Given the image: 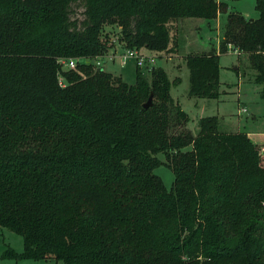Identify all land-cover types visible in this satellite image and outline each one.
I'll return each mask as SVG.
<instances>
[{"label":"trees","instance_id":"1","mask_svg":"<svg viewBox=\"0 0 264 264\" xmlns=\"http://www.w3.org/2000/svg\"><path fill=\"white\" fill-rule=\"evenodd\" d=\"M81 4L83 18H72ZM226 15L218 50L187 55L188 95L218 98L219 54L248 60L264 100V0ZM219 0H0V226L23 249L4 257L55 264H264V145L190 118L161 68L135 82L60 58L110 47L166 51L169 23L214 20ZM109 43V44H108ZM152 93V104H143ZM174 174L167 189L153 173Z\"/></svg>","mask_w":264,"mask_h":264},{"label":"rangeland","instance_id":"2","mask_svg":"<svg viewBox=\"0 0 264 264\" xmlns=\"http://www.w3.org/2000/svg\"><path fill=\"white\" fill-rule=\"evenodd\" d=\"M226 4V13L218 14L214 20L206 21L197 18H182L169 23L170 43L166 51H149L145 48L139 50L144 54H154L156 64L154 68H161L170 81V95L180 107L188 113L189 122L187 128L192 133L198 130L197 120L203 116L216 115L219 119L220 129L237 131L236 123L241 131L255 128L251 122V115H258L264 112V100L259 95L260 86L253 82V71L248 66L245 55L237 50L228 49L227 52L219 54V96L215 99L195 98L188 95V69L185 65L187 55L207 53L210 49L218 50L219 42L222 39L226 15L230 11H236L247 19H256L259 16L255 8V0H219ZM83 6L73 5L72 18H83ZM120 28L118 26H105L104 35L108 36L109 43L106 57L108 58L102 68L113 75L119 76L124 82L133 84L137 67L132 59L125 60L122 64L113 47L117 46ZM108 43V44H109ZM116 57V58H115ZM93 63L94 59L82 58L79 63ZM145 76L150 79L151 70L141 69ZM63 70H60V75ZM63 82V78H61ZM207 99V100H206ZM245 107L248 112H240ZM225 120V121H224ZM230 122V123H228ZM264 127V121L262 126ZM256 128H258L256 126ZM240 131V130H239ZM162 161L156 166L153 173L157 175L164 186L170 189L173 186L174 174L170 167L165 164V157L157 155ZM7 248H12L16 253L23 249L21 236L0 226V264H55L53 260L34 261L30 259H13L4 257L3 253Z\"/></svg>","mask_w":264,"mask_h":264},{"label":"built area","instance_id":"3","mask_svg":"<svg viewBox=\"0 0 264 264\" xmlns=\"http://www.w3.org/2000/svg\"><path fill=\"white\" fill-rule=\"evenodd\" d=\"M107 54H103L100 56H97L94 59L95 64L102 68V65L105 64L106 60L105 58H108L110 61H113L112 57H106ZM118 59L120 62L123 64L125 60L132 59L136 65V67L140 69H146V70H151L154 65L156 64V56L154 54H143L139 49H132V48H126L123 49L121 54L117 55ZM81 58H60L58 59V64L60 66L61 70H76L77 65L79 63V60ZM60 77L62 78V74L58 76L59 79V84L64 85V83L61 81ZM247 109L245 107L240 108V112H246Z\"/></svg>","mask_w":264,"mask_h":264},{"label":"crops","instance_id":"4","mask_svg":"<svg viewBox=\"0 0 264 264\" xmlns=\"http://www.w3.org/2000/svg\"><path fill=\"white\" fill-rule=\"evenodd\" d=\"M116 45H117L116 47L115 46L113 47V50H114L113 53H115V55L117 56V55L121 54L123 49L120 48L119 43H117ZM202 99H205V98H202ZM247 112H248V110H247ZM250 115H251V122H253V124H254L252 126H255V128H253L252 130H246L244 132H246L247 136L250 138V140L253 143L257 144L258 146L264 145V127H260V126H262L263 121H264V112L261 114H258V115H254V114H250ZM228 123H230V122H228ZM256 126L258 128H256ZM236 128L238 131L239 130L241 131V129L238 127V123H236Z\"/></svg>","mask_w":264,"mask_h":264},{"label":"water","instance_id":"5","mask_svg":"<svg viewBox=\"0 0 264 264\" xmlns=\"http://www.w3.org/2000/svg\"><path fill=\"white\" fill-rule=\"evenodd\" d=\"M151 104H152V93L150 94L148 100L143 104V107L148 108L151 106Z\"/></svg>","mask_w":264,"mask_h":264}]
</instances>
